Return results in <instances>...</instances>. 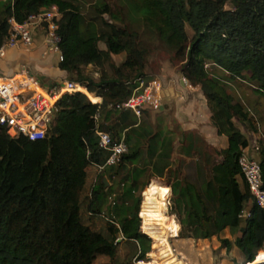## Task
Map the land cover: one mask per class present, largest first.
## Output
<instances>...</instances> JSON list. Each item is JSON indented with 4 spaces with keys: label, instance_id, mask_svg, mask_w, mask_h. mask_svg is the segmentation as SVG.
I'll return each instance as SVG.
<instances>
[{
    "label": "trees",
    "instance_id": "16d2710c",
    "mask_svg": "<svg viewBox=\"0 0 264 264\" xmlns=\"http://www.w3.org/2000/svg\"><path fill=\"white\" fill-rule=\"evenodd\" d=\"M226 1L129 0V5L180 57L179 72L191 84L199 85L210 122L227 141L225 147L216 150L220 157L200 171L198 180L167 174L171 198L162 205L165 215L159 225L166 232V221L174 220L179 224L178 237L216 235L225 250L233 244L243 261L251 262L264 254V208L250 198L239 172L237 156L248 142L232 120L235 117L249 126L250 117L221 81L208 74L203 63L212 62L228 78L246 73L245 79L264 99V0H229L233 5L230 9L224 7ZM50 4L60 12L56 33L62 58L57 66L66 71L69 81L91 92L92 101H97L94 97L98 95L100 102L89 101L78 90L62 92L55 102L52 123L41 138L10 137L0 127V264H92V248L99 233L80 219L83 192L87 189L89 212L101 213L112 171L137 156L141 132L136 116L129 109L112 107L131 92L137 77H144L143 49L134 43L131 31L107 20L103 21L104 29L87 28L82 25L81 12L69 0H0V44L7 34L8 17L22 21L28 13ZM99 11L109 13L110 9L102 3ZM184 24L192 31L189 38ZM98 40L104 48L97 45ZM120 51L125 56L115 64L110 54ZM104 62H108L110 72L101 67ZM87 64L101 68L96 78L83 70ZM97 110L99 127L114 139L122 133L127 146L117 164L105 165L99 171L96 164L103 163L108 151L97 146L92 119ZM185 136L191 139L190 133ZM145 138L151 174L161 176L170 163L169 139L158 131ZM187 144L189 147L190 141ZM257 150L264 181V145ZM140 172L134 168L123 175L128 182L121 193L122 201L114 205L121 233L114 242L121 237L134 239L138 245L136 260L143 259L149 250L151 236L144 228L142 208L141 228L150 237L139 229V198L132 197L129 204L124 201L132 195ZM249 198L248 214L239 217ZM224 227L238 229L239 234L232 240L219 237ZM261 261L257 258L253 264Z\"/></svg>",
    "mask_w": 264,
    "mask_h": 264
},
{
    "label": "rangeland",
    "instance_id": "374dc122",
    "mask_svg": "<svg viewBox=\"0 0 264 264\" xmlns=\"http://www.w3.org/2000/svg\"><path fill=\"white\" fill-rule=\"evenodd\" d=\"M77 6L83 16V23L87 28H92L96 31L104 29V20L114 21L121 27H125L127 31H131V38L134 43L143 49L142 53V70L146 80H155L159 82L160 88L164 91L165 87L169 84L174 85V90H178L177 78H182V74L179 72L181 65L180 57L175 54L174 49L166 44L156 33V31L146 25L141 16L134 11L130 5L129 0H69ZM102 3H106L110 9L108 12H100L99 9L102 7ZM225 8H232V3L227 0L224 4ZM110 13L112 15H110ZM184 29L189 38L192 34L191 29L187 24H184ZM97 45L105 47V44L101 41H97ZM114 58L111 57V61L115 64L119 63L124 56L125 52L120 51L118 53H112ZM57 54L55 52H49L45 50V54L42 56L43 63L47 65H53L56 62ZM205 70L209 75H215L223 84L225 90L233 97L238 99L244 108L249 113V126H245L235 117L233 118L234 123L242 129L244 135H246L249 144L252 146L264 145V126H259L255 123V119H258L264 115V99L263 109L253 111L249 105L250 93H236L233 86L235 82L241 83V85L249 89H253L252 86L247 84L245 79L246 73L242 77H231L228 78L224 71L217 66L210 64L208 61ZM23 67V66H22ZM104 71L110 72L111 68L108 62H104L102 66ZM85 72L96 78L98 72L101 70L98 66L87 64L82 67ZM66 75V74H65ZM67 79V76L64 78ZM60 82V77H58ZM246 81V82H245ZM249 83V82H248ZM195 84H192V86ZM78 90V89H77ZM65 91L64 89L62 92ZM86 94L85 91L79 90ZM244 91V90H243ZM250 92V91H249ZM92 94V93H91ZM161 103L164 102V98H161ZM138 124V131L141 132L137 139V156L132 161L124 160L121 166L114 172L112 176H109L111 182L110 187L107 189V194L101 203V213H91L87 207L88 194L87 189L83 192L80 201V219L82 222L89 225L99 233V239H97L92 248V264H126L129 261H134L139 264H180V261L185 262V258H181L177 254L172 245L171 241L173 236L179 229L176 226V222L172 219L167 220L166 224L168 229L165 232L159 224L160 220L165 214L161 213L162 205L164 202H168L171 198L169 195V188L167 187L166 179L170 180L172 173L179 177L191 181L198 180L200 171L205 170L209 167L212 160L218 159L220 156L216 152L217 149L222 148L225 144L224 138L218 139L217 144L211 139L214 137L213 134L209 133L202 134L198 126L187 129L182 128L181 121L174 115L172 109L164 110H144L139 117H136ZM107 122V120H105ZM203 122V121H202ZM261 122V121H260ZM251 130L255 133H260L261 138H254L250 133ZM158 131L159 134L164 135L165 139H169L168 145L170 148V163L168 167L163 170L161 176L152 175L150 165L147 164L146 155V136ZM190 133L191 139L186 138L185 134ZM122 135V133L120 134ZM188 141L190 145L188 147ZM255 144V145H254ZM248 148V152H255L254 157L257 158V149ZM252 152V153H253ZM141 170V174L138 177L137 183L134 186L131 196L125 197V204H129L132 197L139 198L138 211L140 209V202L143 196V216H144V228L150 233L149 250L145 252L143 259L136 260L135 255L137 253V242L134 239H125L121 237L120 240L114 242L115 237L121 236L116 222L118 213L115 211L114 205H119L122 201L123 195L121 194L124 187L127 184V180L123 179V175L127 172L130 173L132 169ZM114 170V169H113ZM91 171V169L89 170ZM92 169V173H93ZM170 175H167V174ZM152 177L160 178L156 180ZM151 180V183L147 185ZM169 210V206L167 207ZM137 211V215L139 216ZM115 221H114V220ZM140 221V216H139ZM155 237H153V235ZM230 234V232H229ZM232 236V234H231ZM232 240V239H231ZM217 241L218 237H217ZM220 243V242H219ZM207 246V244L205 245ZM221 244L213 246L210 244L211 252L214 256L213 264H217V255ZM261 249H264L261 247ZM176 253V255H175ZM264 256V254H263ZM177 258V259H176ZM157 259V263H155ZM243 262V257L240 259ZM239 261V262H240ZM202 264L204 259L201 260ZM258 264H264L260 262Z\"/></svg>",
    "mask_w": 264,
    "mask_h": 264
},
{
    "label": "built area",
    "instance_id": "2783aa9c",
    "mask_svg": "<svg viewBox=\"0 0 264 264\" xmlns=\"http://www.w3.org/2000/svg\"><path fill=\"white\" fill-rule=\"evenodd\" d=\"M59 16L60 12L57 6L50 4L28 13L22 21H16L12 16L8 17L9 26L7 34L0 44V58L5 56L10 48L18 45L30 46L33 43L35 30L39 29L45 50L55 52L57 54L56 62L59 61L62 58L57 46L59 36L56 33ZM206 65L207 63H204V67ZM134 81L135 85L131 92L126 97L115 101L112 107L129 109L136 117H139L144 110L160 109L164 92L160 88L159 82L152 79L146 80L144 77H137ZM62 86H64L65 91L81 90L79 89L81 85L78 82L69 80H63L58 85H48L22 66L11 74H0V127L10 137L17 135H23L28 139L43 137L52 123L57 108L55 102L62 93L60 91ZM91 102L99 103L100 97L97 101L91 100ZM98 117L99 112L97 110L92 116L97 146L108 151L103 163L96 164L99 171L105 165L117 164L121 154L126 152L127 146L123 135L114 139L111 138L109 131L101 129ZM252 148L257 149V146H252ZM237 164L250 198L258 206L264 208V181L262 180L258 158L241 148L237 156ZM250 198L240 211V217L248 214ZM142 201L143 196L138 211L139 216ZM141 221L140 216V229H142ZM238 264H248V261Z\"/></svg>",
    "mask_w": 264,
    "mask_h": 264
},
{
    "label": "crops",
    "instance_id": "0c3cea01",
    "mask_svg": "<svg viewBox=\"0 0 264 264\" xmlns=\"http://www.w3.org/2000/svg\"><path fill=\"white\" fill-rule=\"evenodd\" d=\"M100 48H104V47H100ZM44 54H45V47L41 41V33L39 29H36L33 35V43L30 46L23 47L18 45L16 47L10 48L5 53V56L0 58V74H5V75L11 74L13 71L23 66L30 72L34 73L38 78L40 75H42V81L45 82L46 84H50V85L61 84V82L65 80L64 78L66 76L65 75L66 71L60 69L57 66V62H55L53 65H47L43 63L42 56ZM110 55L112 58H114V55L112 53ZM58 77H60V82L58 81ZM246 83L250 85V83L248 82ZM177 84L179 89L176 91L174 90L173 84H169L165 87L163 91L164 92L163 98L165 103H162L161 105L162 107L160 110L169 109V108L172 109L174 115L181 121L183 129L198 126V129L202 134L204 133L210 134L211 132V135L213 134L214 136L211 140L214 141L215 145L217 144L218 139L224 138L225 144L223 145V147H225L227 143L226 136L222 133L220 134L217 133L215 127L211 124L209 118L210 112L206 105V100L201 90L199 89V85L195 84L192 86V84L188 80L182 81L179 77L177 78ZM234 84L235 86H233V88L236 93H241V92H245L248 94L250 93L249 105L250 107H252V109H254L253 110L254 112L258 109L259 110L261 108L263 109V103L261 101L262 95L259 92L249 89L247 87L244 88V86L241 85V83L239 82H235ZM98 99L99 96H97V100ZM234 100L239 101L238 99H234ZM246 108L248 110V107ZM255 118L254 120L256 124H258L259 126L261 125L264 126V118L261 117V114L259 115L258 119ZM238 128L242 132V129L240 127ZM250 133L254 138H261L260 133H255L252 130ZM244 136L246 137V135ZM247 142H248L247 145L242 148L248 152V148H250L251 145L249 144L248 139ZM252 152L253 151H251L250 149L248 153L252 156L255 155V152L253 153ZM237 178L238 180L240 179L239 176H237ZM241 217L243 218V216ZM241 223L242 221L240 222V224ZM176 225L179 226V224L177 223ZM238 234H239L238 229L230 231L227 227H224L219 232L218 236L227 237L229 240H231L234 239V237L237 236ZM212 243L213 246H218V244H220L217 241L216 235H211L210 237H203V238H192L188 236L178 237L174 235L171 241V245L174 251L177 254H179L181 258L184 257L186 259L185 262L180 261V264H202L201 262L202 258L204 259L203 264H213L214 256L210 249V244ZM206 244L207 246H205ZM217 257H218L217 264H236L240 261L242 254L235 245L231 244L227 250H225L224 247L223 248L220 247ZM154 261L155 263H157V259H155Z\"/></svg>",
    "mask_w": 264,
    "mask_h": 264
},
{
    "label": "bare ground",
    "instance_id": "6f19581e",
    "mask_svg": "<svg viewBox=\"0 0 264 264\" xmlns=\"http://www.w3.org/2000/svg\"><path fill=\"white\" fill-rule=\"evenodd\" d=\"M63 89H65L64 86H62V88H61L60 91H62ZM79 89H81L82 91H85V92L87 93V95H88L89 98L92 97L91 92L87 91L84 87L79 86ZM94 98L97 99V96H95ZM257 258H262V260H263V259H264V256H257V255H256L255 258H254V260L251 261V262H248V264H253L254 261H256ZM263 261H264V260H263ZM261 262H262V261H261ZM258 263H260V262H258Z\"/></svg>",
    "mask_w": 264,
    "mask_h": 264
},
{
    "label": "clouds",
    "instance_id": "9594fccd",
    "mask_svg": "<svg viewBox=\"0 0 264 264\" xmlns=\"http://www.w3.org/2000/svg\"><path fill=\"white\" fill-rule=\"evenodd\" d=\"M210 64H212V62H210V61H208ZM204 63H206V62H204ZM204 63H203V68L205 69V67H204ZM181 80H182V78H180ZM186 79L183 77V80L182 81H185ZM82 86V85H81ZM82 87H84V86H82ZM85 88V87H84ZM79 91V90H78ZM64 92V91H63ZM98 96V95H97ZM258 147V146H257ZM139 223H140V221H139ZM139 229H140V227H139ZM146 234V233H145ZM262 247H263V245H262ZM264 248V247H263ZM258 250V249H257ZM243 262H246V261H243ZM238 263H240V262H238ZM237 263V264H238ZM258 264V263H257Z\"/></svg>",
    "mask_w": 264,
    "mask_h": 264
},
{
    "label": "water",
    "instance_id": "95a60500",
    "mask_svg": "<svg viewBox=\"0 0 264 264\" xmlns=\"http://www.w3.org/2000/svg\"><path fill=\"white\" fill-rule=\"evenodd\" d=\"M39 79L42 80V75L39 76ZM48 85H50V84H48ZM161 107H162V106H160V109H161ZM102 179L104 180V177H102ZM104 182H105V184H106V181H105V180H104ZM255 264H257V263H255Z\"/></svg>",
    "mask_w": 264,
    "mask_h": 264
}]
</instances>
